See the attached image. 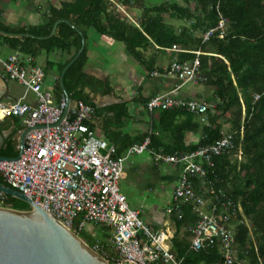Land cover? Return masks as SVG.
<instances>
[{
  "label": "trees",
  "instance_id": "obj_1",
  "mask_svg": "<svg viewBox=\"0 0 264 264\" xmlns=\"http://www.w3.org/2000/svg\"><path fill=\"white\" fill-rule=\"evenodd\" d=\"M114 1L140 10L136 14L138 24L130 22L112 0L65 1L59 7L52 6L48 16L33 26L12 27L0 18V30L34 35L17 37L0 33V51L4 48L19 50L34 56L36 62L38 56L45 53L50 64L55 63L51 54L68 55L59 66L58 72L61 73L80 51L83 36H87L88 29L93 27L124 41L137 59L146 58L145 51L154 44L163 50L175 44L180 46L185 51H174L172 60L178 56L183 62L193 60L197 57L195 51H201V70L207 80L197 84L213 89L212 98L205 100L209 103L208 110L197 115L186 109H161L159 118L153 122L152 134L149 132L136 142L117 141L122 145L117 148L115 157L123 155L134 143L143 142L148 136L152 141L150 148L175 153L194 151L199 146L216 143L224 134L232 135L234 147L213 157V165L209 166L206 176L207 185L194 177L195 186L197 189L207 186L216 189L218 193L208 192L207 196L218 204V217L225 212L223 202L227 197L237 208L227 223L236 239L233 264H264V0H164L155 5L143 0ZM3 2L0 0V5ZM61 19L69 20L84 35L70 23L62 21L55 34L47 38ZM222 19L226 20L225 36L221 37L217 30L204 41L203 34L218 27ZM86 56L85 50L69 68L66 85L75 100H83L98 112L107 110L96 108L85 92L87 87L101 93L112 91L110 82L86 73ZM145 58L149 73L157 70L155 63ZM158 69L163 72L164 66L160 65ZM59 92H62L60 85ZM256 95H259L258 99ZM110 108L122 110L116 113L118 119L128 115L125 103ZM188 131L200 134L197 143L187 145ZM240 151L242 159L238 157ZM0 181L8 184L1 172ZM222 190L226 193L224 197L218 195ZM0 206L29 210L17 206L14 197L8 195L4 203L0 200ZM184 211L180 225L193 226L196 214L192 206L185 205ZM109 235L105 228L102 237H88L89 242L85 237L81 238L92 246L98 239L107 242ZM175 251L182 264H218L225 258L220 242L195 251L191 242L185 243L177 238Z\"/></svg>",
  "mask_w": 264,
  "mask_h": 264
},
{
  "label": "built area",
  "instance_id": "obj_2",
  "mask_svg": "<svg viewBox=\"0 0 264 264\" xmlns=\"http://www.w3.org/2000/svg\"><path fill=\"white\" fill-rule=\"evenodd\" d=\"M225 26L226 20L222 19L218 27L203 34L204 41L217 30L224 37ZM164 49L185 51L176 44ZM195 53L197 57L191 61L183 62L175 56L163 72H153L155 76L175 77L180 85L172 92L152 96L146 103L151 113L158 109L180 108L203 115L208 110L207 101L177 95L180 87L207 80L201 70L202 52ZM0 75L25 86V93L19 99L0 101V118L20 117L29 129L21 156L0 160V172L9 186L29 196L80 237L87 224L105 227L110 234L108 241L98 239L91 247L113 264H182L167 245L168 234L153 231L142 219L141 211L131 206L121 190L126 160L148 149L157 164L181 167L174 203L167 208V213L182 220L185 205L192 206L196 222L189 227L191 248L199 251L220 242L225 258L218 264H233L236 239L227 223L237 208L227 197L223 202L225 212L218 217V204L207 196L208 192H218L213 186L197 189L194 181V177H198L207 185L206 176L209 166L213 165V157L234 147L232 135L224 134L216 143L199 146L194 151L175 153L150 148L152 141L148 136L131 146L124 155L115 157L116 147L98 137L88 123L95 116V108L79 100L78 114L70 113L65 94L56 101L54 92L44 88L47 72L34 56L13 51L5 58L0 51ZM29 93L36 96V102L27 100ZM238 157L242 159V151ZM225 194L222 190L218 195L224 197ZM6 198L7 195L0 192L1 202Z\"/></svg>",
  "mask_w": 264,
  "mask_h": 264
},
{
  "label": "crops",
  "instance_id": "obj_3",
  "mask_svg": "<svg viewBox=\"0 0 264 264\" xmlns=\"http://www.w3.org/2000/svg\"><path fill=\"white\" fill-rule=\"evenodd\" d=\"M65 1L74 0H47L49 7L43 13L39 11L43 10L44 7L42 5L40 7L33 5L37 11L34 10L33 14H29L30 16L25 18V16H21L19 13L20 7L15 5L18 2L4 0L0 5V18L12 27L33 26L42 22L46 18V15L48 16L52 6L59 7ZM112 1L125 16H128L130 22L137 23L138 18L136 14H139L140 10L122 5L114 0ZM143 1L153 4L156 1L160 2L164 0ZM25 4L27 12H29L30 9L27 7L29 3L26 2ZM84 37L86 38L85 50L87 53L86 73L104 82H110L112 90L110 93H101L95 92L89 87L85 88V92L90 95L96 104V108H108L99 112L98 110L95 111V116L88 123L96 131L98 137L106 140L110 145H114L116 152H118L117 148L122 144L117 141L124 140L125 142H130L133 140L136 142V140L148 134L144 122L147 121L151 124L153 132V122L159 118L161 109L151 113L146 106L147 101L158 93L172 92L180 85V81L172 76H155L153 72L156 70L149 73L144 64L145 57L137 59L129 50L127 44L113 35L103 34L93 27L88 29V34ZM154 45V47L145 51L146 61L150 63L154 62L157 70H159L158 67L160 65L164 66V68L168 67L172 60L166 64L162 62V59L164 60L163 57H169V55L172 56L174 51L167 52L160 45ZM164 51L166 55H164ZM59 54H54L52 58L55 60L54 64L49 63V75L53 76L55 83L49 89H46L44 85L46 90L54 92L56 101H60L64 95L63 90L62 92H58L60 85V80L58 79H60L62 73L58 72L59 66L68 57V55L64 57V55ZM154 79H158L156 85L154 84ZM10 81L13 80L0 75V101H14L24 95L25 86L16 80H14V83ZM188 85L180 87L177 95L183 98L201 100L199 98L203 96V93L193 90ZM27 100L34 103L36 102V96L33 93H29ZM77 101L79 100L71 99L70 113L73 115H76L75 112L78 110ZM120 103H125L128 111V115L122 119L116 118V113L122 110L116 109L115 111L114 108H110ZM194 114L200 115L198 113ZM145 116H147L146 120L143 119ZM26 129V124L20 117L9 116L0 118V154L8 157L17 156L20 153L22 134ZM199 139L200 134L188 131L186 136L187 145L195 144ZM181 172V167L177 164H157L155 161L148 160L147 158L138 157L131 162L126 160L124 175L120 183L122 192L127 195L129 203L141 211V217L145 223L153 231H164L168 234L167 245L174 252H176L175 241L177 238L188 243L191 237L189 227L184 224L180 225V221L174 215L167 213V208L174 203L173 194L175 188L169 194L170 200L166 203V206L161 207L155 202H147V199H149L150 193L156 190L157 196H163L164 190L167 187L166 184L168 183H175L176 187ZM132 182L139 187V193L131 195L129 185L131 186Z\"/></svg>",
  "mask_w": 264,
  "mask_h": 264
},
{
  "label": "water",
  "instance_id": "obj_4",
  "mask_svg": "<svg viewBox=\"0 0 264 264\" xmlns=\"http://www.w3.org/2000/svg\"><path fill=\"white\" fill-rule=\"evenodd\" d=\"M62 21L70 23L65 19L57 21L47 38L55 34L58 24ZM71 25L83 34L74 24ZM0 33L8 36L34 37L30 33H11L3 30H0ZM85 44L86 38L83 36L80 51L66 65L60 76V85L67 98L68 107L73 95L66 85V73L84 52ZM75 114H78V111ZM28 132L29 129H26L22 134L20 153L15 157L0 154V160L19 158L25 148ZM0 192L31 205L29 210L0 206V264H112L23 192L1 181Z\"/></svg>",
  "mask_w": 264,
  "mask_h": 264
},
{
  "label": "rangeland",
  "instance_id": "obj_5",
  "mask_svg": "<svg viewBox=\"0 0 264 264\" xmlns=\"http://www.w3.org/2000/svg\"><path fill=\"white\" fill-rule=\"evenodd\" d=\"M34 1H36V2H34ZM26 2L29 3L27 5V7L30 9L31 12L29 10H28L29 12H27V9L25 8V5H26L25 3ZM156 2H154L153 4L155 5V4H158V3L162 2V1L157 2V3ZM15 5L20 7V11H19L20 15L21 16H25V18H28L30 16L29 14H33L35 11H37L36 7H33V5L34 6H38V7H40L42 5V7H44V8H43V10H39V11L41 13H43V12L46 11L47 7H49V2H47V0H19L18 4L16 3ZM12 52H13L12 50H10L8 48H4L3 51H2V54H3V56L5 58H7V56L10 53H12ZM164 55H166L165 51H164ZM53 57H54V54H51V59ZM163 58H164V60L162 59V62L166 63V64L170 63V61L172 60V56H170V55H169V57H163ZM37 60H38V62H39V64L41 66H43L44 68H47L49 63H48V56L45 53L40 54L38 56ZM47 70H48L47 71L48 75H47V79H46V83H45V88L49 89V88H51L54 85L55 80H54L53 76L49 75V69H47ZM9 80H11V79H9ZM157 81H158V79H154V84L155 85L158 83ZM10 82L14 83V80L10 81ZM188 86L190 88H192L193 90H196V91H198L200 93H203V96H201L200 98L198 97L199 99L207 100V99L212 98V90L213 89L211 87H206L204 84L196 85V84H192V83H190ZM58 92H59V89H58ZM147 115H148V113H147ZM146 118H147V116H145V118H143V119L146 120ZM144 124L147 127L148 133L151 132V124L148 123L147 121L144 122ZM138 157L139 158H147L148 160L154 161V156H153L152 152L150 150H148V149L145 150L142 154H136V155L130 156L127 161L128 162L134 161L135 158H138ZM166 185H167V187L164 190L163 196H160V197L157 196V190L156 191H152L150 193L149 199H147V202H155L158 205H160L161 207L166 206V203L170 200L169 194L175 188V183L174 184L173 183H168ZM129 190H130L131 195L139 193V187L134 182H132L131 186L129 185ZM15 198L16 197H14V201H15L17 206L22 207V208L31 209V205L29 203H27L24 200H21L19 198H16V199ZM104 229H105V227H103V226H96V225H93V224H87V226L84 228V231L81 233L82 234L81 236L83 238L85 237L87 241H88V237H92L93 236L94 239H95V237L97 235H100L102 237V235H104ZM110 251L113 254L115 253V251L112 250V249H110Z\"/></svg>",
  "mask_w": 264,
  "mask_h": 264
},
{
  "label": "clouds",
  "instance_id": "obj_6",
  "mask_svg": "<svg viewBox=\"0 0 264 264\" xmlns=\"http://www.w3.org/2000/svg\"><path fill=\"white\" fill-rule=\"evenodd\" d=\"M83 239V238H82Z\"/></svg>",
  "mask_w": 264,
  "mask_h": 264
}]
</instances>
